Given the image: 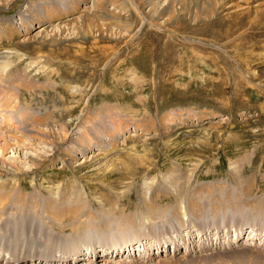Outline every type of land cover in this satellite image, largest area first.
I'll return each mask as SVG.
<instances>
[{
  "label": "rangeland",
  "instance_id": "rangeland-1",
  "mask_svg": "<svg viewBox=\"0 0 264 264\" xmlns=\"http://www.w3.org/2000/svg\"><path fill=\"white\" fill-rule=\"evenodd\" d=\"M2 128L23 138L5 151L22 172L0 173V198L72 203L61 214L101 215L99 226L115 210L133 239L124 251L144 252L134 229L172 234L179 245L162 253L145 239L158 248L152 264H264V226L247 237L263 223L264 0H0ZM190 220L204 222L193 239ZM23 236L28 247L34 235ZM86 250L76 264H103ZM111 254L98 255L137 257Z\"/></svg>",
  "mask_w": 264,
  "mask_h": 264
},
{
  "label": "bare ground",
  "instance_id": "bare-ground-1",
  "mask_svg": "<svg viewBox=\"0 0 264 264\" xmlns=\"http://www.w3.org/2000/svg\"><path fill=\"white\" fill-rule=\"evenodd\" d=\"M2 112H3V117H2L3 119L4 118L5 119L10 118V120L12 119V115H11V112L9 110L3 109ZM20 114H21V118H23L25 120H32L34 118V115L31 112L24 111V112H20ZM9 125H11V122H9ZM87 126H85V128H83L84 131L82 130V132H84V135H86L85 132H86ZM20 128H21V126L19 127V124L18 125L16 124L15 126H13V131L14 130L17 131V129H20ZM99 129H100V127H95L94 132H96V134H95L96 137L101 133V130H99ZM4 132H6V135H4ZM40 133L41 132L34 130V131L30 132V136L33 135V136H36L38 138V135L42 136V134H40ZM107 134L109 135L110 132H108ZM84 135H82V136H84ZM109 136H111V134ZM18 137L20 139L23 138V136L16 135L14 132L6 131L5 128L0 129V154H1V157H0V173L1 172L8 173L10 168L13 169L14 171L22 172V168H19V166L13 164L14 162L12 163V160L10 161L8 159V157L5 156L6 149L13 145V141H16V140L20 141V139ZM41 140L46 142V139H41ZM51 143H53V142H51ZM80 143L81 142H79V144ZM39 163H40L39 161L37 163L34 162V165H38ZM12 189H11V191H12ZM38 197H40V195L32 193L30 196V199H27V198H25V195L22 196L21 193H17V195H15V194L10 195L8 193V194L3 195L0 198V224L2 226H4V227L1 226L4 230L2 232H0V250L2 252L7 253V259H5L6 257L4 254L2 256H0V264L1 263L2 264H19V263L22 264V262H25V261L26 262L30 261V262H34V263H38V264L39 263L40 264L41 263H43V264H62V263H70L72 261L74 264H76L79 262V259H81V258H83V260H88V261L90 260L89 257L87 259H84L85 257L81 256L80 253L83 252V249H87L86 250L87 253H84V254L90 255L91 252L95 253L93 255V256H95V259L97 261H102L103 264H111L112 262L117 263V264H142V263L152 264L151 262L153 260H155V258H156L155 250L156 251L159 250L161 253H162V251L164 252V250H162V248L165 247L167 245V243H169V241H171V240H172L173 245H176V246L179 245L178 240H176L175 237L173 238L172 234H170L167 237L158 238L155 240L154 235H156V233H153L152 236L149 235L150 234L149 232L151 231V230H149L150 228L146 232H141V233L139 232V229L133 230L132 227H136V224H137L136 223V224H134V226H131V229L133 231H135V234L137 235L136 239L138 240V242L136 244H139L138 245L139 248H140V246H142L143 249L141 251H144V252L141 253L139 251V249H137L136 246L134 247L131 244H130V247H129V245H126L127 248H125V249L129 248V250H126L127 251L126 252V251L122 250V247H123L122 245L129 243L128 241L129 240L131 241L133 239L131 238V235L126 230V228L128 227L127 226L128 224L124 223L125 221L124 222L122 221L123 218H121L120 221L118 220V217L115 216V214H116L115 210H110L109 218L106 220V222L102 223V225L99 226L98 224L101 223L99 220H101V218H102L101 215L94 214L91 216V218L89 219L88 222H83V221L81 222V220H77L76 217L73 216L72 214H70V215H68L66 213L61 214L62 212L70 211L71 210L70 208L72 207V203H66L64 201H61L59 203L58 202H52V203L58 204L57 207H53L52 205H49V202H48L49 199H44V203H42V200ZM8 204L10 206V209L6 208ZM61 205H64V206H61ZM258 208L263 209L261 213L258 212L259 213L257 215L258 218L256 217V215L252 216V214H255V212H254L252 214L247 213L246 214L247 219L246 218L245 219L248 220L249 218L251 219V218L255 217L258 220L260 218L259 221H263V223H257L255 219H254V222H256V223L251 222V221H253V219L249 220V222H251L249 226H250V228H252V230L250 231V233L247 237H254L256 235L253 233L254 227H257L260 225L264 226V219H263L264 202L261 205H259ZM86 210H88V209H84V210L83 209H77V212L81 213V215H83V213H86L85 212ZM116 211H120V210L116 209ZM7 212H8V214H6ZM48 212H49V221L46 220V214ZM87 213L91 214L90 211H88ZM183 213H184V210L180 209V214H183ZM4 214H6V215H4ZM77 217H78V215H77ZM129 219H131V218H128V220ZM57 220H60V221L62 220L63 223H59V224L55 223V221H57ZM188 220H189V218H188ZM83 223H84V225H83ZM199 223H201V221L194 223V221L190 220V221H188L187 225H185V227L182 224L179 225L178 228L176 227V230H177L176 233H177V235L181 236V229H183V227H184V230H187V233H189L191 238L193 239V236L195 237V235H196V231L194 229L195 226H198V228L204 227V222H202L201 224H199ZM142 224H143V227H145V228H146V226H148L147 223H142ZM10 225H12V226H10ZM97 226L102 227V229H104V230L96 229ZM49 227H51V228H49ZM80 228L82 229V231L79 230ZM201 229H204V228H201ZM77 230H79V231H77ZM68 231L75 233L76 239L73 243L69 242V240L67 238L68 235H66V232H68ZM30 232L32 235H34V237H32V241H34L36 244L35 248H30V247H32L31 246L32 241L30 242L28 247L22 246V243L24 241L23 234L24 235L27 233L30 234ZM46 233L48 235V238L46 237L47 236ZM245 233H246V231L240 232V234H238V233H236L234 235L232 234V236L234 238L233 240H236L238 242L239 236H243ZM18 234H20L21 236H19ZM157 234H159V233H157ZM2 235H3L4 241L6 243L1 242V236ZM9 235L11 236V238H9ZM141 235H146V236L142 237ZM15 236H16V238H18V246H19L18 251H16V252L14 251L16 249V238H15ZM36 236L38 237L37 241L40 240L39 242L36 241ZM123 236H126V238L123 239ZM149 236H151L155 242H158L160 244L159 249L158 248L155 249V248L151 247L150 244H147L145 242V239L149 240ZM5 237H7V239ZM200 237L202 238V236H200ZM205 237H208L206 239H209V237H210V240L211 239L212 240L216 239V241L220 240L219 235L214 236V238H213V235L211 237L210 233H208L207 231H206ZM21 238H22V241H21ZM248 239H251V238H248ZM188 241H190V240H188ZM61 243H64L63 246ZM228 243L229 244H227L226 247H229L232 244L234 246L233 242L228 241ZM2 245L5 247L3 248ZM203 245L208 246V244L203 243L201 250H205V249H203ZM226 247H225V245H223V247L220 246V248H222V249L226 248ZM134 250H136V253ZM173 250L176 252L175 247H173L172 251ZM97 251H98V254H100V256H104V257L110 256V253H112L111 255H113L114 257H122V254H124V253L129 254V255L133 254L134 256L137 255V257L135 256L136 258H134V259L132 258L131 260H125L124 262H123V260H119V262L108 261V263H107L105 261V258H99L100 256L97 254ZM198 252H200V250ZM184 254H187V253L185 252ZM51 260H53L55 262L53 263ZM96 260H92V261H96ZM132 260H135V261L131 262ZM129 261H130V263H129ZM163 264H165V263H163Z\"/></svg>",
  "mask_w": 264,
  "mask_h": 264
}]
</instances>
